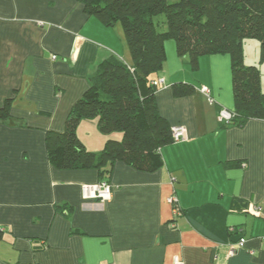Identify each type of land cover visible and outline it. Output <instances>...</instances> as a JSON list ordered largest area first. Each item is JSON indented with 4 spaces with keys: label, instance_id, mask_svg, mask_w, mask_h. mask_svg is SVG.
Here are the masks:
<instances>
[{
    "label": "crops",
    "instance_id": "crops-1",
    "mask_svg": "<svg viewBox=\"0 0 264 264\" xmlns=\"http://www.w3.org/2000/svg\"><path fill=\"white\" fill-rule=\"evenodd\" d=\"M117 26L80 0H0V108L10 100L0 117V264H264V118L218 122V108L234 106L228 54L201 56L192 69L166 42L156 104L186 139L162 146L152 172L115 162L104 203L81 193L98 171L49 162L48 133L63 131L98 64L124 49ZM177 83L190 93L176 96ZM76 134L90 151L106 140L96 118Z\"/></svg>",
    "mask_w": 264,
    "mask_h": 264
},
{
    "label": "trees",
    "instance_id": "trees-1",
    "mask_svg": "<svg viewBox=\"0 0 264 264\" xmlns=\"http://www.w3.org/2000/svg\"><path fill=\"white\" fill-rule=\"evenodd\" d=\"M88 16L106 27L120 25L130 55L103 59L88 79V89L74 103L62 132L46 137L49 162L59 170L98 171L107 182L115 162L152 172L163 162L162 146L173 143L171 125L159 114L153 80L163 78L167 41L192 69L201 56L228 54L231 59L233 117L221 126H242L251 118H264V91L260 71L244 66L246 37L260 41L264 61V0H80ZM192 85H173L176 96L190 93ZM10 100L0 108L6 118ZM220 108V107H219ZM218 108V109H219ZM228 109V108H227ZM96 118L106 135L99 151H90L76 134L77 125Z\"/></svg>",
    "mask_w": 264,
    "mask_h": 264
},
{
    "label": "built area",
    "instance_id": "built-area-1",
    "mask_svg": "<svg viewBox=\"0 0 264 264\" xmlns=\"http://www.w3.org/2000/svg\"><path fill=\"white\" fill-rule=\"evenodd\" d=\"M53 59L56 58L55 55L52 56ZM152 84L155 85L158 90L165 87L166 83L164 78H157L156 80L152 81ZM202 93L208 96V90L203 87L200 89ZM209 102L213 103V99L208 97ZM233 117V113L231 110L220 107L217 112V120L219 123H229ZM171 136L173 142H181L186 139L185 128L183 126H172L171 127ZM111 186L107 182H98L95 184L84 185L82 186L81 193L82 198L85 200H93V201H100L104 203L107 201L111 196ZM168 203L174 204L176 199L173 196L167 198ZM174 213H178L177 209H174ZM171 226L173 227L174 224L172 223ZM245 238L241 237L237 242L232 243L231 247L228 251L229 255H233L235 250L239 247H242L245 243ZM261 241L264 243V236H261ZM173 264H183L181 260L178 258H174Z\"/></svg>",
    "mask_w": 264,
    "mask_h": 264
},
{
    "label": "rangeland",
    "instance_id": "rangeland-1",
    "mask_svg": "<svg viewBox=\"0 0 264 264\" xmlns=\"http://www.w3.org/2000/svg\"><path fill=\"white\" fill-rule=\"evenodd\" d=\"M170 2L173 0H169ZM119 26V25H118ZM117 26V28H119ZM243 65L244 66H255L260 71V86L261 90L264 91V61L260 57V41L256 37H246L243 39L242 45ZM127 62L130 61V55L128 49L124 44V49L121 50L120 55ZM81 135V134H80ZM85 141V136H80ZM92 146H94L92 144Z\"/></svg>",
    "mask_w": 264,
    "mask_h": 264
}]
</instances>
